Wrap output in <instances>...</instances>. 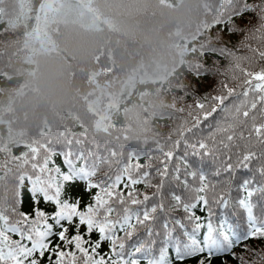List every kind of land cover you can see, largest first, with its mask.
Returning a JSON list of instances; mask_svg holds the SVG:
<instances>
[{
  "label": "snow or ice",
  "instance_id": "snow-or-ice-1",
  "mask_svg": "<svg viewBox=\"0 0 264 264\" xmlns=\"http://www.w3.org/2000/svg\"><path fill=\"white\" fill-rule=\"evenodd\" d=\"M219 7L224 14L214 24L222 35L242 32L243 39L229 46L218 35L219 46L208 51L227 67L197 63L193 71L231 75L216 95L177 109L180 122L163 139H145L127 156L120 137L102 142L87 131L66 134L60 153L47 140L26 146L15 190L0 202V264H184L196 257L212 264L218 256L255 264L235 252L241 246L264 262L247 243L264 240V0H220ZM218 111L213 131L200 135L201 122ZM73 144L90 148L73 151ZM78 181L97 190L83 208L65 195Z\"/></svg>",
  "mask_w": 264,
  "mask_h": 264
},
{
  "label": "trees",
  "instance_id": "trees-1",
  "mask_svg": "<svg viewBox=\"0 0 264 264\" xmlns=\"http://www.w3.org/2000/svg\"><path fill=\"white\" fill-rule=\"evenodd\" d=\"M49 1L0 0V202L15 190L12 177L26 146L47 140L60 153L68 147L66 134L87 131L102 142L120 137L127 156L140 151L145 139H163L180 122L177 109L187 112L197 100L216 95L219 82L231 75L196 77L193 66L224 71L227 61L208 49L243 39L242 32L222 35L214 24L224 14L220 0H59L45 10ZM221 115L203 120L200 135L208 136ZM71 147L87 151L90 145ZM54 159L63 167L61 155ZM102 177L103 171L94 180ZM86 187L78 181L65 195L83 208L97 192ZM23 196L27 201L26 190ZM247 243L264 254V240ZM235 252L264 264L243 246ZM225 262L236 264L231 256L215 257L212 264Z\"/></svg>",
  "mask_w": 264,
  "mask_h": 264
},
{
  "label": "rangeland",
  "instance_id": "rangeland-1",
  "mask_svg": "<svg viewBox=\"0 0 264 264\" xmlns=\"http://www.w3.org/2000/svg\"><path fill=\"white\" fill-rule=\"evenodd\" d=\"M57 2H59V0H50V1L48 2V4H47V6H46V9H45V10H47V9H49V8H52V7H54V6H55V4H56Z\"/></svg>",
  "mask_w": 264,
  "mask_h": 264
}]
</instances>
